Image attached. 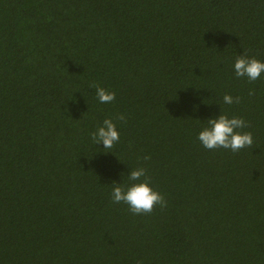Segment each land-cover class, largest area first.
Instances as JSON below:
<instances>
[{
  "label": "trees",
  "instance_id": "trees-1",
  "mask_svg": "<svg viewBox=\"0 0 264 264\" xmlns=\"http://www.w3.org/2000/svg\"><path fill=\"white\" fill-rule=\"evenodd\" d=\"M245 53L264 62V0H0V264H264V74L235 76ZM221 114L252 148L200 144ZM141 167L167 202L150 215L111 197Z\"/></svg>",
  "mask_w": 264,
  "mask_h": 264
},
{
  "label": "clouds",
  "instance_id": "clouds-1",
  "mask_svg": "<svg viewBox=\"0 0 264 264\" xmlns=\"http://www.w3.org/2000/svg\"><path fill=\"white\" fill-rule=\"evenodd\" d=\"M233 70L237 78H246L249 83H254L264 74V62L250 58L245 53L237 56ZM91 87L95 88L96 97L101 104L111 103L115 100L114 92H109L96 84H92ZM249 95H255L254 91H250ZM240 99V97L233 98L226 94L223 96V103L227 105L238 104ZM117 119L123 122L126 118L124 115H119ZM247 127L250 125L242 118H228L221 114L218 118L207 121V126L199 132L197 139L206 150L225 149L232 153H238L242 149L253 147L252 134L237 131ZM90 136L94 144L102 143L105 150L112 149L120 139L112 119H105L102 125L98 126ZM148 159L150 157H144V160ZM128 179L134 183L127 188L120 186V184H115L113 187L111 193L113 203L127 205L128 210L133 215H150L157 206L162 209L167 207L164 196L150 187L151 178L147 175L145 168L131 170Z\"/></svg>",
  "mask_w": 264,
  "mask_h": 264
}]
</instances>
